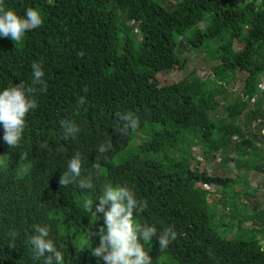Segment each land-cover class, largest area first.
Returning <instances> with one entry per match:
<instances>
[{"label": "trees", "instance_id": "trees-1", "mask_svg": "<svg viewBox=\"0 0 264 264\" xmlns=\"http://www.w3.org/2000/svg\"><path fill=\"white\" fill-rule=\"evenodd\" d=\"M5 6L20 15L38 9L44 23L16 44L0 37V91L20 81L30 85L31 65L41 59L48 90L37 95L38 107L28 114L17 147L4 143L0 124V264H43L27 243L36 224L50 227L49 238L65 264H105L90 249L76 248L78 235L85 233L91 242L97 229L73 197L85 194L94 207L107 184L128 186L146 202L139 223L155 224L158 234L175 226L178 237L163 252L156 237L145 243L141 238L152 264H264L258 238L264 226L244 232L243 220L233 236L235 222L213 228L215 215L224 221L218 203L209 202L212 194L218 196L211 186L229 199L247 180L211 177L192 167L191 152L197 142L211 161H233L235 153V169L264 172V90L258 88L264 83L259 79L264 76V0H5ZM181 40L191 52L204 54L211 44L210 60L218 63L212 77L225 83L244 74L240 93L215 94L197 72L162 88L152 86L159 73L186 63L177 55ZM235 42H242L238 51ZM82 96L86 103L77 114ZM220 111L227 123H241L223 127L227 123L216 117ZM126 113L139 118L136 131H121L125 122L119 115ZM64 118L80 128L75 138L64 139ZM146 123L165 128L138 146L141 155L114 166L115 156L141 140ZM108 140L112 148L97 171L92 165L98 146ZM44 142L51 151L41 146ZM58 146L64 151L57 152ZM159 151L164 161L146 156ZM77 152L84 157L82 174L93 175V189L60 184ZM94 218L98 227L104 224L102 214Z\"/></svg>", "mask_w": 264, "mask_h": 264}, {"label": "clouds", "instance_id": "clouds-1", "mask_svg": "<svg viewBox=\"0 0 264 264\" xmlns=\"http://www.w3.org/2000/svg\"><path fill=\"white\" fill-rule=\"evenodd\" d=\"M43 23V16L38 9L29 7L24 15H20L15 10L6 7L5 0H0V37L10 38L16 44L24 38L27 32L39 28ZM84 55L83 51L77 53L80 58H83ZM42 67V59L33 61L30 85L20 81L14 86L0 91V124L4 130L3 141L10 149L17 147L23 139L27 128V116L38 107L37 95L46 93L48 90V84L43 79L45 73ZM202 75H204L203 78ZM198 77L206 82L209 75L200 73ZM259 79L264 81V76ZM258 88L264 90V83L258 84ZM83 91L87 93L88 89L85 87ZM85 103V97H80L76 105L77 114ZM119 118L125 122L121 130L123 133H127L129 129L136 131L139 128V118L133 113L120 114ZM60 124L64 129L65 140L75 138L80 132V128L71 119L64 118ZM41 146L51 151L47 142ZM111 148V140L98 146L96 161L92 165L94 169L100 170V161ZM56 151L62 152L64 149L58 146ZM83 159L82 154L77 152L68 161L67 170L63 172L60 179L62 187L72 184L82 191L94 188L92 173L82 174ZM198 159L202 161L201 158ZM203 185L204 188L207 186L205 183ZM146 207V202L137 199L135 191L125 185H105L102 195L99 197L98 203L95 202L94 207L93 201L88 200L85 203V208L88 209L90 215L99 217L102 214L104 221L97 232L91 233V235H98L100 239L99 246L91 250L92 255L105 261V264H152L149 251H146L144 244L140 242L141 238L145 243L156 237L159 251L163 252L171 242L177 239L178 233L175 226H165L158 234L155 224L139 223L138 217L146 210ZM94 208L95 210H93ZM212 219L215 225L221 221L218 216ZM243 220L245 223L244 218L239 219L238 222H243ZM33 227L34 234L28 237L27 243L32 246L35 258H43V264H65L62 251L58 250L55 242L49 238L50 227L40 224ZM10 235L15 236L16 233H10Z\"/></svg>", "mask_w": 264, "mask_h": 264}, {"label": "rangeland", "instance_id": "rangeland-1", "mask_svg": "<svg viewBox=\"0 0 264 264\" xmlns=\"http://www.w3.org/2000/svg\"><path fill=\"white\" fill-rule=\"evenodd\" d=\"M173 1L174 0H168V2L172 3ZM241 44L242 42H235L234 50L238 51L241 48ZM210 47L211 44L201 50L206 52L207 54H204L202 52H191L186 42L181 40L177 55L180 60H183L186 63H184L181 68H177L173 71L159 73L156 78L150 82V84L155 88H162L166 85L180 82L186 79L193 72H197V76L200 73H206L209 75V77L206 79L205 84L209 91L215 94L223 92L227 93L229 96L230 94H239L245 75L242 73H238L235 78H232L231 80L227 79V82L225 83H220V80L212 77L211 73L218 63L211 62L210 58L213 54V51L210 50ZM216 117L218 119L222 118V124L228 122L224 120L221 111ZM241 121L242 120L236 119L232 122L227 123V125H223V127H228L232 124H238L239 122L241 123ZM163 127L164 126L159 123H146L143 130L141 131L145 133L140 132L141 140L138 142L137 140H135L130 148L115 156L112 162L113 165H123L133 156L141 155L140 150H137L138 146H140L144 142H152L154 140V135L161 132ZM184 133H186V131H183V136L189 137V139L194 140V136H187V134ZM187 142H189V144L192 143L190 140H188ZM164 143L166 142L164 141ZM191 152L194 159L192 161L193 168H198L200 171L206 172L211 177H228L233 180L235 177H238V179H241L240 177H243L247 180L246 185L234 188L236 192H233L234 195H230L229 199L223 198V191L221 190V188H217L215 186V188H213L211 186V189H214L215 193L218 194V196L212 194L210 196L209 202L214 204L218 203V213H223L221 215V218L224 222L222 223V221H220V223L218 225L216 224V226L219 227V229H223L222 226H228L229 223L235 222L234 229L230 231L231 236L238 233V230H236L235 228L236 223L241 218L245 219V223L242 226L243 231L248 232V230L253 227L264 226V172L255 171L250 167H243L240 170L235 169L234 160L237 157L235 153L231 154L233 161L224 163L222 159L220 160V158L218 157L214 161H211L203 156L200 145L197 142L195 146L191 148ZM164 155V152L159 151L156 153H151L150 156H146L153 160L164 161ZM171 156L177 159L180 158V155L176 153H172ZM198 158H201L202 161H199ZM106 171V169L102 170L103 173ZM205 188L209 189V186H205ZM87 198L88 197L85 194H79L73 197V202H75L80 208L82 216L86 219H89L91 222V226L98 230L99 227L97 226V221L95 220L94 216L90 215L88 209L85 208V203L88 201ZM227 204H229L233 208L231 211L227 210ZM213 228L217 229L214 225V222ZM258 238L262 247L264 248V235L258 236ZM99 242L100 239L98 235L95 236V239H91V242H89L86 234L82 233L76 238V248L78 250H83L86 248L92 250L93 248L99 246ZM89 264L96 263L92 260L91 262H89Z\"/></svg>", "mask_w": 264, "mask_h": 264}, {"label": "crops", "instance_id": "crops-1", "mask_svg": "<svg viewBox=\"0 0 264 264\" xmlns=\"http://www.w3.org/2000/svg\"><path fill=\"white\" fill-rule=\"evenodd\" d=\"M216 211L218 212V207H217ZM218 214H219V213H218ZM217 216H218V215H217ZM215 217H216V215H215Z\"/></svg>", "mask_w": 264, "mask_h": 264}, {"label": "built area", "instance_id": "built-area-1", "mask_svg": "<svg viewBox=\"0 0 264 264\" xmlns=\"http://www.w3.org/2000/svg\"><path fill=\"white\" fill-rule=\"evenodd\" d=\"M204 77V75H202V78Z\"/></svg>", "mask_w": 264, "mask_h": 264}]
</instances>
